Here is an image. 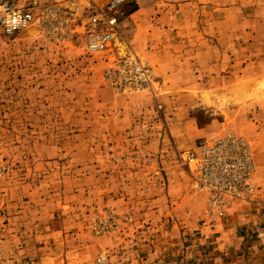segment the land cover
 <instances>
[{"label":"rangeland","instance_id":"obj_1","mask_svg":"<svg viewBox=\"0 0 264 264\" xmlns=\"http://www.w3.org/2000/svg\"><path fill=\"white\" fill-rule=\"evenodd\" d=\"M28 28L0 32V264L264 255V98L246 95L264 80V0H72ZM217 144L244 167L212 201L181 155Z\"/></svg>","mask_w":264,"mask_h":264},{"label":"built area","instance_id":"obj_2","mask_svg":"<svg viewBox=\"0 0 264 264\" xmlns=\"http://www.w3.org/2000/svg\"><path fill=\"white\" fill-rule=\"evenodd\" d=\"M72 0H0V32L13 37L28 27L35 25L41 13L52 15L57 11L61 2ZM125 1V0H123ZM103 21L98 17L92 18V24ZM116 19L106 21L109 28L106 32L89 33V49L91 51H105L112 41V33ZM225 147L221 144L201 146L197 151H188L181 155L183 165L188 169L193 181V188L198 192H209L212 201L218 193L227 188L224 178L243 171V162L233 160L225 154ZM232 171V173H230Z\"/></svg>","mask_w":264,"mask_h":264},{"label":"bare ground","instance_id":"obj_3","mask_svg":"<svg viewBox=\"0 0 264 264\" xmlns=\"http://www.w3.org/2000/svg\"><path fill=\"white\" fill-rule=\"evenodd\" d=\"M27 31L31 34H36V30L31 27L28 28ZM115 48L117 49L118 55L120 57H124L127 54V46L124 42H121L119 40L115 41ZM245 95V91L241 92H234L232 94H220L215 96H205V102L210 105H214L217 103L218 107H224L226 103L234 101L237 103L241 96ZM251 97L247 98H264V80L259 81V83L251 90L249 94Z\"/></svg>","mask_w":264,"mask_h":264},{"label":"crops","instance_id":"obj_4","mask_svg":"<svg viewBox=\"0 0 264 264\" xmlns=\"http://www.w3.org/2000/svg\"><path fill=\"white\" fill-rule=\"evenodd\" d=\"M258 257H254L251 261L247 262V264H264V255L258 253ZM240 264H245L242 261L239 262Z\"/></svg>","mask_w":264,"mask_h":264}]
</instances>
